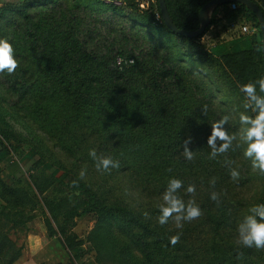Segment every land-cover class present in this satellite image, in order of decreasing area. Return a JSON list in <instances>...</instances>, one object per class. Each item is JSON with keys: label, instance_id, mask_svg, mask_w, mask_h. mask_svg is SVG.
<instances>
[{"label": "trees", "instance_id": "trees-1", "mask_svg": "<svg viewBox=\"0 0 264 264\" xmlns=\"http://www.w3.org/2000/svg\"><path fill=\"white\" fill-rule=\"evenodd\" d=\"M92 1L89 0V4ZM208 1L210 0H166L175 24L186 30L199 27V11ZM253 1L264 12V6L257 0ZM26 3L25 0L23 4ZM34 3L39 9H44L42 18L47 17L45 25L37 21L34 29L41 30V39L44 33L51 38L47 46L53 47V56L44 53L42 59L51 62L52 72L44 81L43 90H36L35 95L27 88L20 92L15 72L7 76L0 73V88H4L5 102L13 105L12 111L29 126L48 135L53 154L63 158L47 162L55 170L50 184L42 188V193L50 188L64 194L67 191L66 200H74L76 203L70 217H79L84 213L98 214L102 223L94 234L98 235L95 248L101 259L107 256L116 258L120 264H264V249H249L238 243L239 224L246 216L251 215L249 209L254 204L264 203V172L254 169L252 159L241 149L243 134L235 125L231 126L230 119L232 114H236L237 107L216 100L211 91L203 95L199 100V103L202 102L203 112L198 116L196 136L192 135L187 141L171 138L148 141L140 138L139 134L148 123L132 120L131 117H125L124 121L118 120L117 124L112 121L114 129H111L110 114L107 109H103L96 115V102H119L122 109L132 112L135 105L140 103L142 93V87L138 92L134 89L136 76L142 68L140 63L135 64L134 60L133 64L121 71L116 66L112 67L116 57H134L125 55L123 51L100 55L96 53L97 50L88 48L85 38H71L70 34L78 27L75 25L77 16H73L70 9L75 12L87 11L84 0H34ZM230 4L217 8H223L225 20H236L239 15L249 11L251 15L248 18L260 28L256 15L249 9L239 3H236L237 9H232L229 8ZM127 8L135 9L132 4ZM111 9L119 11L125 8ZM4 10L9 9L6 7ZM19 13L30 18L26 11L20 10ZM159 14L161 16L160 7ZM160 18L157 21L167 31L162 17ZM60 20H64V26H61ZM81 25L85 30L84 22ZM28 31L31 38L36 36L34 30ZM260 34L262 37L261 31ZM61 37L68 40V54L63 60H55L54 55H60V52L54 44ZM177 37L193 40L179 35ZM258 51L264 65L262 41L258 45ZM155 67L157 68L156 65ZM174 75L173 68L163 67L156 71L155 80L166 86ZM149 83L150 80L147 81ZM156 84L152 83V86ZM257 91L258 95L264 96L259 87ZM10 96L13 100H9ZM248 102L250 101L243 99L241 108ZM150 113L151 109L146 112L147 115ZM35 114L46 116L49 120L40 126ZM245 114L248 115V107ZM224 117H227L224 123L227 126L225 128L223 125V129L233 139L226 151H216L214 154L208 143L213 131L212 125ZM249 117H252L250 113ZM210 121H214L213 124L207 125ZM103 122H106L104 128L96 125ZM67 133L77 137L62 138ZM222 143L217 138V148ZM42 144L46 148L45 142ZM0 146L12 152L1 140ZM91 149H95L98 156H111L119 162V167L98 171L95 161L89 156ZM186 152L191 153V159L186 156ZM47 167L50 168L48 165ZM37 168L32 170L36 172ZM233 169L238 172L235 178L231 176ZM81 172L84 173L83 177ZM118 174L122 180L118 181L117 188L115 180ZM171 177L183 181L178 195L185 204L189 200H195L201 208L200 217L191 222L181 221L183 227L179 229L172 218L163 226L157 220L159 207L163 203L162 195ZM20 182L22 179H18L14 185H8L0 176V215L5 216L9 222L12 221L11 224L15 226L28 227L32 218L24 219V212L19 213L18 210H13L14 215L7 213V205L20 207L29 204L34 211L38 198L40 201L43 198L36 194L37 185L29 184L33 185L32 192L29 193L20 187ZM190 184L195 186L193 193L186 191ZM124 188L133 195L125 194ZM213 192L217 193L216 200L211 199ZM31 193L34 194L33 198L29 196ZM79 205H82V212H79ZM20 214L22 215L19 216ZM120 216L125 218L122 222L116 219ZM47 233L49 237L64 236L66 230L61 225L58 229L50 227ZM174 235H178L175 245L170 243V237ZM111 236L115 242L110 240ZM65 248L68 249L67 246ZM83 255L82 250H79L76 257Z\"/></svg>", "mask_w": 264, "mask_h": 264}, {"label": "rangeland", "instance_id": "rangeland-1", "mask_svg": "<svg viewBox=\"0 0 264 264\" xmlns=\"http://www.w3.org/2000/svg\"><path fill=\"white\" fill-rule=\"evenodd\" d=\"M24 1L0 0V37H10L16 50L18 67L14 71V77L18 78L17 87L20 92L27 88L35 95L36 90H43V83L52 72L51 62L42 59V54L53 56L51 52L53 47L47 46L51 41L48 34L44 33L41 39L39 37L41 30L34 29L37 21L45 25L47 17L42 18L44 9L35 6L34 0H26V4H23ZM257 1L264 6V0ZM84 2L87 4V11L75 12L70 9L73 16H77L75 25L78 27L70 34L71 38H85L88 48L97 50L96 53L100 55L123 51L125 55L134 57L135 64L140 63L142 67L134 82L135 91H140L142 87L140 103L135 105L132 112L122 109L119 102L107 104H102L100 100L96 102V115L103 109H107L110 114L111 129H114L112 121L117 124L118 120L124 121L125 117H131L132 120L148 123L139 134L140 138L148 141L160 138L187 141L197 133L198 116L203 112L202 102L199 103V100L211 91L215 94L216 100L237 107L236 114H232L230 122L231 126L235 125L243 134L241 149L246 152L247 142L244 141L248 125L243 124L240 119L242 114L247 115L246 107L241 108L242 100H246V97L239 86L264 77V65L258 51V45L262 41L260 28L248 18L251 15L249 11L239 15L233 22H225L223 8H219L213 14V23L206 33L198 40H188L177 37L178 35L167 27V31L164 30L161 22L156 20L155 14H146L129 8L112 10L100 0H93L92 4H89V0ZM6 7L8 11L4 10ZM229 8L237 9L234 4H230ZM20 10L26 11L30 18H25L19 13ZM59 22L61 26L65 25L64 20ZM83 22L86 25L85 30L81 25ZM28 30H34L36 36L31 38ZM209 32H213V35ZM67 45L66 37L55 41L54 46L59 48L60 52V55H54L55 60L65 59L68 54ZM112 67H115V63H112ZM163 67L173 68L176 74L166 86L155 80L156 71ZM7 75V72L3 73V76ZM149 80L151 83L147 84ZM152 83L157 84L152 86ZM1 88L0 140L11 149L12 152L8 153L12 155L15 165L22 166L20 187L30 193L33 185L29 184L37 185L36 194L41 195L43 201L38 198L34 211L30 209L33 206L29 204L20 207L7 205V213L18 210L19 213L24 212V219L32 218L28 222V227L15 226L11 224L12 221L9 222L5 216L0 215V264H120L116 258L107 256L101 259L98 255L95 248L98 235L94 233L101 225L102 219L97 213L70 217L76 203L74 200H66L67 191L64 194L50 188L42 193V188L50 184L51 175L55 170L50 161L63 158L53 154L48 143V135L32 125L29 126L12 111L13 105L11 106V102H5L4 88ZM9 100H13V97L10 96ZM150 109L151 113L147 115L146 112ZM249 113L252 117L256 115L251 107H248L247 116ZM35 119L39 120L40 126L49 120L40 114H35ZM212 122L214 121L208 122L207 125H212ZM105 123L96 125L104 128ZM226 126L224 125L225 128ZM80 135L82 138L83 133ZM76 137L69 133L62 135L65 139ZM43 142L46 148H43ZM48 161L50 163H47ZM35 168L38 171L32 170ZM254 169L261 172L256 167ZM11 172L4 170L1 174L7 179ZM120 180L122 178L118 174L115 180L117 188ZM126 188L123 190L124 193L132 196L133 194ZM33 195L29 194L31 198ZM79 206V212H82V205ZM116 219L122 222L125 218L120 216ZM61 225L66 230L64 236L57 235L54 238L48 236L50 227L58 229ZM110 240L115 242L112 236ZM41 241H44V244ZM35 247L37 249H32ZM79 250L84 253L82 257H76Z\"/></svg>", "mask_w": 264, "mask_h": 264}, {"label": "clouds", "instance_id": "clouds-1", "mask_svg": "<svg viewBox=\"0 0 264 264\" xmlns=\"http://www.w3.org/2000/svg\"><path fill=\"white\" fill-rule=\"evenodd\" d=\"M18 67L17 53L10 37H0V73H13ZM259 91L264 92V77L259 78L255 82L241 84L240 91L244 93L246 100L245 107H251L256 113L254 117L242 114L240 119L246 129L245 139L247 141V149L245 155L252 158L253 167L264 172V96L257 94ZM227 117L222 118L212 125L213 131L209 137V145L216 151L223 152L228 149L233 137H230L223 129ZM219 138L223 143L217 148L216 140ZM186 156L191 159V153L186 152ZM89 156L95 161V167L98 171H108L110 168L119 167V162L111 156L99 155L95 149L89 151ZM81 177L84 173L81 172ZM231 176L235 178L238 172L233 169ZM183 186V181L176 177L168 180L167 187L162 195L163 203L159 207V215L157 217L160 225L169 223L172 218L176 222V227L182 228L183 222H191L201 215V208L195 200H189L187 204L178 195V190ZM187 192H195V186L189 185ZM211 199H217V193L211 194ZM251 215L245 217L244 221L238 226V243L249 249H264V203L254 204L249 209ZM175 214V215H173ZM178 235L170 237V243L175 245Z\"/></svg>", "mask_w": 264, "mask_h": 264}, {"label": "water", "instance_id": "water-1", "mask_svg": "<svg viewBox=\"0 0 264 264\" xmlns=\"http://www.w3.org/2000/svg\"><path fill=\"white\" fill-rule=\"evenodd\" d=\"M161 12L162 20L165 26L176 35L183 36L186 38H199L203 36L207 28L211 25L213 14L216 12L217 8L230 3H239L249 9L257 17L260 31L262 33V59L264 62V12L261 7L253 0H210L208 1L199 11V27L195 30H186L179 28L167 6L166 0H158Z\"/></svg>", "mask_w": 264, "mask_h": 264}, {"label": "built area", "instance_id": "built-area-1", "mask_svg": "<svg viewBox=\"0 0 264 264\" xmlns=\"http://www.w3.org/2000/svg\"><path fill=\"white\" fill-rule=\"evenodd\" d=\"M105 6L111 8H127L131 4L140 12L150 13L156 15V20H160L159 1L158 0H100ZM236 6L235 3H232ZM237 7V6H236ZM213 32H209L212 34ZM213 35V34H212ZM207 35L205 36V38ZM204 39V38H203ZM134 63L133 58H126L124 56H117L115 59V66L123 71L125 67Z\"/></svg>", "mask_w": 264, "mask_h": 264}, {"label": "crops", "instance_id": "crops-1", "mask_svg": "<svg viewBox=\"0 0 264 264\" xmlns=\"http://www.w3.org/2000/svg\"><path fill=\"white\" fill-rule=\"evenodd\" d=\"M227 21L228 20H225V22H227ZM231 22H233V21H231ZM164 33H166V32H164ZM20 167H22V166L17 167L15 165L14 160L12 158V155L11 154L9 155L8 151H6L5 149H3L0 146V176L5 181V183H7L8 185H14L17 183L18 179H20V173H21ZM2 170L8 171V172L12 171L11 174H8L7 179H5L4 176L1 174V173H3ZM24 173H25V171L23 172V174ZM51 238H54V237H51ZM44 241H41V243L44 244ZM37 247L32 248V249L35 250V249H37ZM41 248H39V249H41ZM43 248H44V246H43Z\"/></svg>", "mask_w": 264, "mask_h": 264}]
</instances>
